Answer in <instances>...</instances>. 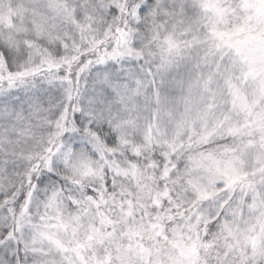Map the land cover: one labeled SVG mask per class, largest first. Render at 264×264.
I'll return each mask as SVG.
<instances>
[{"label":"snow or ice","instance_id":"1","mask_svg":"<svg viewBox=\"0 0 264 264\" xmlns=\"http://www.w3.org/2000/svg\"><path fill=\"white\" fill-rule=\"evenodd\" d=\"M0 264H264V0H0Z\"/></svg>","mask_w":264,"mask_h":264}]
</instances>
